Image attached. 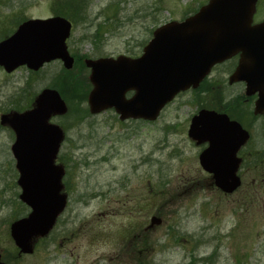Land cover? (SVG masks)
<instances>
[{
	"label": "rangeland",
	"instance_id": "obj_1",
	"mask_svg": "<svg viewBox=\"0 0 264 264\" xmlns=\"http://www.w3.org/2000/svg\"><path fill=\"white\" fill-rule=\"evenodd\" d=\"M58 1L18 0L0 10L45 18L56 12ZM84 1L83 16L67 41L79 65L70 76L57 61L36 74L25 68L11 75L0 72V114L25 109L37 92L64 85L65 77L82 81L88 93L82 58L138 57L155 28L181 20L208 0ZM230 65L210 74L206 99L203 91L180 94L153 123L120 122L110 110L76 125L68 114L53 118L66 135L57 162L66 169L67 207L34 253L21 258L9 236L10 223L23 212L9 151L13 135L0 127V254L5 264H264V120L227 111L250 133L239 153L241 186L231 195L214 187L198 163L204 146L187 137L200 107L238 104L240 88H211L228 76ZM152 217L161 224L144 232Z\"/></svg>",
	"mask_w": 264,
	"mask_h": 264
},
{
	"label": "water",
	"instance_id": "obj_2",
	"mask_svg": "<svg viewBox=\"0 0 264 264\" xmlns=\"http://www.w3.org/2000/svg\"><path fill=\"white\" fill-rule=\"evenodd\" d=\"M256 2L209 0L185 20L154 30L138 58L85 60L92 84L87 99L90 114L114 109L121 121H155L178 93L195 89L214 65L239 55L229 83L242 82L246 95L257 94L254 114L264 116V20L252 25ZM70 30L71 24L61 17L24 22L0 43V66L7 73L21 66L38 71L59 60L64 69H72L74 60L65 44ZM129 92L133 95L126 98ZM66 112L59 93L44 89L31 109L0 116V125L14 133L10 151L18 172L19 200L30 209L10 225L18 256L31 255L65 209L64 169L55 164L64 133L49 120ZM187 136L196 145L207 144L199 165L212 175L216 188L232 194L240 186L237 153L248 133L225 114L201 110L191 119ZM160 224L159 218L152 217L147 229ZM0 264H4L1 255Z\"/></svg>",
	"mask_w": 264,
	"mask_h": 264
},
{
	"label": "flooded vegetation",
	"instance_id": "obj_3",
	"mask_svg": "<svg viewBox=\"0 0 264 264\" xmlns=\"http://www.w3.org/2000/svg\"><path fill=\"white\" fill-rule=\"evenodd\" d=\"M13 3L14 4L18 3V0H4V1L0 0V9L1 8H4V7H7V6H11ZM260 3H261L260 0H257L256 10H255V13H254V16H253V24L260 23V22H262L264 20V6L261 7V4ZM19 6L20 7H23V3L21 2ZM54 7H56V12L51 13L50 16L45 17V18H26V17H21L20 14L18 13V11H8L7 13H3L2 10H0V43L3 42V41H5L6 39L10 38L16 32V30L18 29V27L21 24H23L24 22H26V21L35 20V19L45 20V19L54 18V17L67 18L65 16V14H64L66 10H64L63 13H59L60 10L63 9L64 7H65V9H67L66 1H59V2L55 3L54 4ZM228 63L231 64L229 66L230 68H229V74H228V76L222 77V78H220V80H216V84L214 86H211V88H214V87H216L218 89H222L224 87L227 88V89L240 88L241 91H240V94H238L239 102H238V104L236 102L233 105V108H232V106H229L228 103H224L219 108H216V110L215 109H213V110H215L218 113H225V114L228 115V112L227 111L236 109V111L238 113H240V115H241L242 118L243 117H246V116H250V117H252V121L257 120L256 118H262L264 120V116L263 115H255L254 114V104H255V101L257 99V94L246 95L245 94V84L242 83V82L229 83V77L232 74V72L234 71V69H235V67H236V65L238 63V56H235L232 59H230L228 61H225L222 64H219V65L214 66L212 68V70H211V73L214 71V69L216 67H224ZM21 68H25V67H19L15 71H12L10 73H7L3 69V67L0 66V72L5 73L6 75H11V74H13L14 72H16L17 70H19ZM26 70L30 74H36L38 72V71L37 72L30 71L28 69H26ZM209 76L206 77L202 81V83L199 85V87L196 90H191V91H188V92L198 93L200 91H203V100L206 99L207 98L206 97V94H209V90L208 89H204V87H205V85L207 83H210L211 84V81L209 80ZM127 96H131V94H128ZM34 98H35V95H34L33 99L31 100V103L33 102ZM213 100L216 101L217 99L214 98ZM208 101H211V100H208ZM14 110H18V109H12V110H9L7 112L9 113L10 111H14ZM7 112H5V113H7ZM5 113L0 114V116L3 115V114H5ZM56 118H61V117H56ZM234 120H236V119H234ZM236 121L239 122L238 120H236ZM239 123L243 127V125L241 124V122H239ZM247 133H248V136H249L248 141H247V143H248L249 140H250V133H249V131H247ZM247 143H246V145H247ZM240 151H239V153H240ZM238 156H239V154H238ZM239 158L241 160V164H240V166H241L242 165V158L240 156H239ZM144 232H145V230H144Z\"/></svg>",
	"mask_w": 264,
	"mask_h": 264
},
{
	"label": "trees",
	"instance_id": "obj_4",
	"mask_svg": "<svg viewBox=\"0 0 264 264\" xmlns=\"http://www.w3.org/2000/svg\"><path fill=\"white\" fill-rule=\"evenodd\" d=\"M66 4H67V9L64 14L74 24L76 23L78 18H81L83 16L84 8L82 6V1L66 0ZM78 63L79 61L76 60L74 68H76V66L79 65ZM69 72H64V73H67L68 76H70L71 73ZM72 80L73 79L71 77L68 78L65 77L64 85L59 86L54 84L56 86L51 85V87L56 88L68 103L69 106L68 115L72 117L73 121H77L75 123L76 125L82 122L84 119L88 118L89 115L86 108L83 107L86 100V92H84L85 86H82L83 82L80 80L79 81L78 80L72 81ZM19 206L23 210V212L20 213L19 215L17 214L15 219L24 216L25 212L27 211V209L21 204H19ZM211 258L212 256L205 258L203 259V262L208 263L209 261H211Z\"/></svg>",
	"mask_w": 264,
	"mask_h": 264
}]
</instances>
